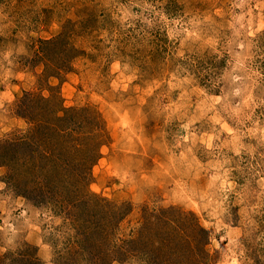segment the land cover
<instances>
[{"label": "rangeland", "instance_id": "obj_1", "mask_svg": "<svg viewBox=\"0 0 264 264\" xmlns=\"http://www.w3.org/2000/svg\"><path fill=\"white\" fill-rule=\"evenodd\" d=\"M97 253L264 264V0H0V264Z\"/></svg>", "mask_w": 264, "mask_h": 264}, {"label": "trees", "instance_id": "obj_2", "mask_svg": "<svg viewBox=\"0 0 264 264\" xmlns=\"http://www.w3.org/2000/svg\"><path fill=\"white\" fill-rule=\"evenodd\" d=\"M58 117H60V116H58ZM200 229L202 231L201 234L204 235L203 238H205V236H207V230L201 226H200ZM124 241L126 242L128 240H124ZM119 247H120V245H116V246H114V249H116L118 251ZM125 248H127V246ZM97 254L98 255L95 256V260H94L97 264H107L108 261H110L111 259H114V258L118 259V260L122 259V257H120L119 255L112 254L111 256L110 255L107 256L105 254H100V253H97Z\"/></svg>", "mask_w": 264, "mask_h": 264}]
</instances>
